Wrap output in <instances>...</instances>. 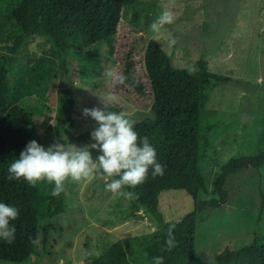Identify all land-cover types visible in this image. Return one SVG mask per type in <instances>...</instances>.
<instances>
[{
	"label": "rangeland",
	"instance_id": "374dc122",
	"mask_svg": "<svg viewBox=\"0 0 264 264\" xmlns=\"http://www.w3.org/2000/svg\"><path fill=\"white\" fill-rule=\"evenodd\" d=\"M14 8L13 0H0V20L5 21ZM164 11L172 12L173 22L151 31L150 25ZM6 34L0 29V38ZM151 38L160 42L177 67L192 65L205 56L212 72L231 77L229 82L211 89L210 99L200 114L203 124L217 125L209 135L210 145L202 148L201 164L211 189L223 164L234 157L258 153L263 147L260 142L264 136V0H138L137 4L126 6L116 35L95 47L105 68L102 76H96L81 63L86 56L79 52L83 47L73 46L68 57L67 81L74 84L76 97L74 134L90 132L89 138L71 144L83 147L94 143L91 133L98 123L85 116L83 109L101 107L103 99L118 104L122 112L136 121L153 115L154 95L144 64ZM172 39L176 43L170 46ZM53 43L51 35L39 24L14 57L32 68L48 60L45 51ZM2 46L0 43V49L5 51ZM130 53L134 73L145 85L142 95L130 85L120 87L116 79L122 75L124 60ZM108 70L115 76L108 77ZM49 75L58 77V69ZM57 95L58 86L35 87L30 82L18 99L31 111L42 137V122L51 115L54 122ZM56 142L59 141L52 144ZM52 144L42 145L47 148ZM91 151L94 158L100 154L96 149ZM263 181L264 166L249 168L228 181L229 202L198 223L197 250L208 254L198 264H221L216 260L219 251L252 240L258 225ZM35 187L43 193L50 191L47 181L38 182ZM65 194L69 207L53 219L49 218L48 201L34 206L41 227L53 224L48 241L39 240L40 255L34 257L35 264H88L118 240L124 242L131 264H147L146 246L158 224L137 200L117 197L106 190L99 174L91 182L67 181ZM212 196L201 193L200 198ZM159 207L165 220H179L193 209V198L184 189H167L159 196ZM0 264L12 263L0 260Z\"/></svg>",
	"mask_w": 264,
	"mask_h": 264
},
{
	"label": "trees",
	"instance_id": "16d2710c",
	"mask_svg": "<svg viewBox=\"0 0 264 264\" xmlns=\"http://www.w3.org/2000/svg\"><path fill=\"white\" fill-rule=\"evenodd\" d=\"M13 1V12L5 17V21L0 20V29L7 31L6 36L0 38L5 49H0V202L16 206L20 214L12 222L16 227L15 241L8 244L0 239V260L35 264L34 257L40 255L39 240L48 241L53 224L49 222L41 227L34 206L48 201L49 218L53 219L65 212L69 204L65 191L58 197L51 195L54 184H49L50 191L43 193L23 179L9 181L7 169L33 139L42 145L44 142L72 143L89 138L90 132L74 134L76 97L74 84L67 81L68 57L73 46L83 47L79 52L86 56L81 63L96 76H102L105 68L95 47L116 35L125 7L137 4L138 0ZM39 24L45 27L54 43L45 51L48 60L30 68L14 55L23 49ZM144 64L154 95L153 115L137 121L134 127L141 137L149 138L156 149L158 162L165 166V173L152 178L150 169L147 182L134 189H125L138 194L135 200L155 216L158 224L154 237L146 246L147 264H151L155 256H163L164 264H198L208 257L206 252L197 250L198 223L229 202L227 184L232 177L249 168L264 166V136L260 142L263 147L258 153L234 157L223 164L210 189L201 164L202 148L210 145L209 135L217 125L203 124L200 114L210 99L211 89L229 82L231 77L212 72L205 56L193 63L199 71L189 75L186 67L175 66L171 55L154 38L147 43ZM55 69L59 76L50 78V72ZM122 75L127 80L124 84L118 83L120 87L130 85L139 94H145L144 82L134 73L131 53L124 60ZM30 82L35 87L58 86L55 119L52 122L46 118L42 122L43 137L32 121L31 111L18 102ZM107 108L122 112L118 104L107 103ZM167 189H184L193 198V209L179 220H165L159 207V196ZM260 192L261 207L252 240L237 248L226 246L216 254L219 263L264 264V181ZM201 193L213 196L200 198ZM172 223L175 224L176 246L167 251V231ZM88 264H131V261L124 242L118 240Z\"/></svg>",
	"mask_w": 264,
	"mask_h": 264
},
{
	"label": "clouds",
	"instance_id": "9594fccd",
	"mask_svg": "<svg viewBox=\"0 0 264 264\" xmlns=\"http://www.w3.org/2000/svg\"><path fill=\"white\" fill-rule=\"evenodd\" d=\"M173 20L172 12L164 11L150 25V30L159 31ZM175 43V39L169 42L170 46ZM186 71L189 75H194L199 69L193 64L186 66ZM107 76L114 77L115 73L108 70ZM116 79L118 83L124 84L127 77L120 75ZM103 104V108L83 109L85 116H90L98 123V127L91 133L94 143L78 147L71 143L56 142L46 148L33 139L8 167L7 179H23L30 187L47 181L54 184L51 195L58 197L65 191L67 181L91 182L99 174L105 181L106 190L115 196L127 200L138 199L137 193L124 189H134L147 182L150 169L152 178L163 176L165 166L158 162L156 149L149 138L141 137L135 130L137 121L128 113L108 110L104 99ZM91 149L98 150L100 154L94 158ZM19 214L16 206L0 202V239L8 244L15 241L16 227L12 222L18 219ZM174 228L175 224L172 223L167 231V251L176 246ZM151 264H164V257H153Z\"/></svg>",
	"mask_w": 264,
	"mask_h": 264
},
{
	"label": "water",
	"instance_id": "95a60500",
	"mask_svg": "<svg viewBox=\"0 0 264 264\" xmlns=\"http://www.w3.org/2000/svg\"><path fill=\"white\" fill-rule=\"evenodd\" d=\"M50 118H54V116L51 115ZM50 118H49V119H50Z\"/></svg>",
	"mask_w": 264,
	"mask_h": 264
}]
</instances>
